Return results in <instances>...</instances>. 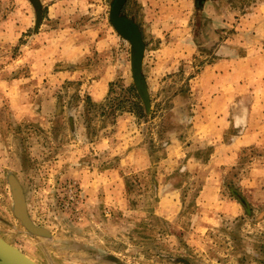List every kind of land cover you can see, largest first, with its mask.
Instances as JSON below:
<instances>
[{
	"label": "rangeland",
	"instance_id": "1",
	"mask_svg": "<svg viewBox=\"0 0 264 264\" xmlns=\"http://www.w3.org/2000/svg\"><path fill=\"white\" fill-rule=\"evenodd\" d=\"M114 1L0 0V237L38 264H264V0H126L138 79ZM137 80L140 118L91 106Z\"/></svg>",
	"mask_w": 264,
	"mask_h": 264
},
{
	"label": "water",
	"instance_id": "2",
	"mask_svg": "<svg viewBox=\"0 0 264 264\" xmlns=\"http://www.w3.org/2000/svg\"><path fill=\"white\" fill-rule=\"evenodd\" d=\"M124 2L125 0H115L113 2L112 10H111V20L115 28L121 34L127 37L132 42V44L134 45L136 49L134 70L137 73L136 79H138L140 70H141L143 50L141 47H139V44L138 42H136L134 37L131 34H126L125 31L121 29V27L119 26L117 22L118 11L120 10V7L123 5ZM9 249L15 253V257H13L11 253H9ZM16 254H18L20 257H18ZM0 264H38V263L30 259L23 252H21L18 248L9 244L8 242H6L4 239L0 237Z\"/></svg>",
	"mask_w": 264,
	"mask_h": 264
},
{
	"label": "trees",
	"instance_id": "3",
	"mask_svg": "<svg viewBox=\"0 0 264 264\" xmlns=\"http://www.w3.org/2000/svg\"><path fill=\"white\" fill-rule=\"evenodd\" d=\"M112 90V84H110ZM128 90L130 91V98L124 97L121 99L113 98L109 99L107 103L100 104V105H94L91 106L98 107L103 113L106 109V106L114 108L112 110L119 111V112H131L136 117L140 118L141 114H143L144 107H149V95L146 91V89L142 86V84L137 80L134 84H132ZM107 107V108H108ZM20 196V195H18ZM238 201L243 202V199L241 197L237 198ZM20 200L16 196V211H20V207H22L21 204H18ZM21 203V202H20Z\"/></svg>",
	"mask_w": 264,
	"mask_h": 264
},
{
	"label": "flooded vegetation",
	"instance_id": "4",
	"mask_svg": "<svg viewBox=\"0 0 264 264\" xmlns=\"http://www.w3.org/2000/svg\"><path fill=\"white\" fill-rule=\"evenodd\" d=\"M121 7H120V10H121ZM120 10L118 11V14H117V22L119 26L121 27V29H123V31H125L126 34H131L136 40V42H138L139 47H141L143 50V42H142L141 35H140V29L137 27V25L134 22L120 17Z\"/></svg>",
	"mask_w": 264,
	"mask_h": 264
},
{
	"label": "crops",
	"instance_id": "5",
	"mask_svg": "<svg viewBox=\"0 0 264 264\" xmlns=\"http://www.w3.org/2000/svg\"><path fill=\"white\" fill-rule=\"evenodd\" d=\"M259 6L257 7L258 9H260L259 11L258 10H256V11H258V14L256 15L255 14V16H257L258 18H257V20L258 19H261L262 20V25L264 26V11L262 10L263 9V7H264V3H261V4H258ZM260 7H262V9L260 8ZM257 23H259V22H257ZM261 25V24H260ZM260 25L258 26V27H260ZM257 27V28H258ZM253 29H255L253 32H255V38H263L264 37V32L260 35L259 34V31L258 30H256V27H255V25L253 26ZM252 50V49H251ZM229 208V212L228 213H226L228 216H230V213H231V216L233 217L234 215H236L237 213H238V209H237V206L235 207V206H229L228 207ZM219 209H221L220 211H223V209L222 208H219Z\"/></svg>",
	"mask_w": 264,
	"mask_h": 264
},
{
	"label": "bare ground",
	"instance_id": "6",
	"mask_svg": "<svg viewBox=\"0 0 264 264\" xmlns=\"http://www.w3.org/2000/svg\"><path fill=\"white\" fill-rule=\"evenodd\" d=\"M9 253H11V255L13 256V257H15V253L12 251V250H10L9 249ZM18 257H20L18 254H16Z\"/></svg>",
	"mask_w": 264,
	"mask_h": 264
}]
</instances>
